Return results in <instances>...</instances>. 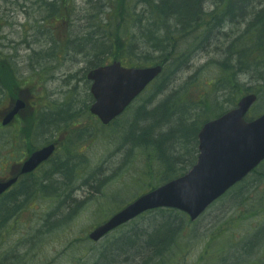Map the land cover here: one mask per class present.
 Returning a JSON list of instances; mask_svg holds the SVG:
<instances>
[{"label": "rangeland", "instance_id": "1", "mask_svg": "<svg viewBox=\"0 0 264 264\" xmlns=\"http://www.w3.org/2000/svg\"><path fill=\"white\" fill-rule=\"evenodd\" d=\"M150 1L0 0V53L8 60L7 70L15 73L0 94V178L11 175L24 157L26 148L16 134L21 127L24 133L33 132L29 119L39 117L43 122L34 131L36 146L61 133L72 138L71 145L66 141L65 147L71 148L67 154L57 152L31 177L28 195L14 199L16 186L3 198L22 205L10 220L5 219L0 200L1 264H141L152 254L149 249L144 254L141 244L145 248L150 234L169 220L182 232L166 256L168 264H264V163L245 179L239 197L232 188L195 221L176 209L154 210L99 241L88 239L97 225L162 184L167 167L175 168L170 179L186 174L198 158L202 124L235 107L249 87L260 86L261 91L247 118L264 112V78L253 79L264 74L261 62L253 63L248 73L237 70L239 85H214L230 43L254 38L253 31L247 32L257 15L252 13H261L259 22H264V0H250L239 18L222 22L225 27L214 32L205 48L179 69L169 66L104 128L90 112L94 99L87 73L115 59L127 66L157 63L153 53L125 47L134 42L135 14L150 8ZM214 1L204 0V9L213 11ZM54 80L58 86L50 90ZM19 94L28 96V106L3 126L9 106L1 100L4 95L15 98L14 107ZM204 94L209 97L206 104ZM165 102L171 105L173 118L166 113ZM236 200L246 202L237 205ZM130 239L137 245L130 246Z\"/></svg>", "mask_w": 264, "mask_h": 264}, {"label": "water", "instance_id": "2", "mask_svg": "<svg viewBox=\"0 0 264 264\" xmlns=\"http://www.w3.org/2000/svg\"><path fill=\"white\" fill-rule=\"evenodd\" d=\"M163 65L125 67L120 61L99 66L88 73L95 102L91 112L108 124L137 98L162 72ZM255 93L243 96L237 106L206 122L199 131L198 160L191 170L139 196L89 234L98 241L113 229L138 215L159 207H172L196 220L218 198L242 181L264 160V113L248 121L246 115L257 100ZM24 107L18 102L3 124L10 123ZM54 144L32 152L21 173H29L47 160ZM18 177L0 181V195Z\"/></svg>", "mask_w": 264, "mask_h": 264}, {"label": "trees", "instance_id": "3", "mask_svg": "<svg viewBox=\"0 0 264 264\" xmlns=\"http://www.w3.org/2000/svg\"><path fill=\"white\" fill-rule=\"evenodd\" d=\"M250 0H217L213 3L216 8L211 11H205L203 4L204 0H151L149 7L141 15H136V23L134 27L136 31L132 34L134 42L126 45L128 51L137 52L139 48H143L147 53L154 54L156 64L165 65L163 72L160 76H163L169 66H174V69H179L182 65L190 61L196 52L206 47L207 41L212 37L214 32L221 29L224 26L222 22L233 21L235 18H239L241 13L250 5ZM224 7V8H222ZM257 14L251 25L248 27V31L254 32V38L247 39L246 42H241V38H237L230 43L227 48L228 56L225 61L223 60L220 65L221 73L218 80L214 81L215 88L219 86L239 85L236 79L237 70L244 73L251 71L253 63H262L264 65V22H259L262 18L261 13L253 12ZM174 17L172 21H164L165 18ZM206 20H210L211 23H205ZM173 22V23H172ZM125 31H127L125 29ZM183 33V38H179V34ZM187 34V38L185 37ZM211 35V36H210ZM120 46H124V41H121ZM232 61H235L232 64ZM264 78V74L261 76L256 75L253 77L255 80L261 81ZM166 80L163 79L162 89L165 86ZM248 92L260 93V86H252L247 89ZM214 93V92H213ZM202 103H207L209 97L205 94ZM167 109H171V105L163 103ZM160 105V106H162ZM160 109V107L158 108ZM156 109V110H158ZM154 109L153 112L156 111ZM153 112L151 115H154ZM194 123V122H193ZM29 132V131H27ZM186 139H191L182 134ZM192 139H195L192 138ZM258 169V168H257ZM257 169L254 172H258ZM175 168L167 167L166 176L162 178V181L170 179L174 174ZM172 174V175H171ZM245 181L235 186L233 194L239 197L240 193L244 190ZM38 183V182H37ZM28 184V183H27ZM31 185H24L21 188H17L12 192L14 199H17L21 195H28L25 189L31 187ZM15 201V202H14ZM246 200H236L237 205H243ZM2 204L5 206L6 220H10L12 216L16 215L21 209L22 205L18 200H3ZM158 211L172 212L173 209L160 208ZM154 210H152L153 212ZM150 213V212H147ZM170 216V214H169ZM132 223V221L130 222ZM171 220L161 222V226H157V230L150 234L148 244L144 248L141 244V248L144 249V254L151 250L152 254L147 257L144 256L143 263L141 264H168L166 256L172 253L176 248L180 240V233L182 229L179 226L172 224ZM137 234V233H135ZM167 237V238H166ZM134 241L130 239L129 245L133 246ZM137 245L136 242L134 246ZM141 255V254H138ZM105 256V255H104ZM104 256L102 258H104ZM106 260V258H105ZM156 261V262H154ZM104 261L94 262L93 264H105ZM1 264V263H0Z\"/></svg>", "mask_w": 264, "mask_h": 264}, {"label": "flooded vegetation", "instance_id": "4", "mask_svg": "<svg viewBox=\"0 0 264 264\" xmlns=\"http://www.w3.org/2000/svg\"><path fill=\"white\" fill-rule=\"evenodd\" d=\"M5 55L0 53V94H2L3 90H7L6 89V85H7V82H11L12 84V80H13V77L15 76V73H13L11 75V73L7 70V66L6 64H8V60L7 58L4 57ZM6 63V64H5ZM9 65V64H8ZM22 98L23 101H25V105H28V100H27V97L28 96H21L20 94L16 96V98ZM4 99V100H3ZM1 101L2 102H5V107L6 106H9L11 107L13 105V102L15 100V98H7L6 95H4V98H3ZM1 102V103H2ZM94 117L96 119L99 120V118L97 116L94 115ZM24 120H28L27 118H24ZM31 130L33 132H27V133H24L23 132V127H21V131L20 133H17L16 135L19 136L21 139V144L24 148H26L25 152H24V157L22 158V160L15 166L12 168V174L11 175H6L4 176L3 178H0V181H7V180H10L11 178L13 177H18V180L15 184L12 185L11 189L12 190L13 188H15L16 186L21 188L22 186L24 185H31L33 184V180L31 179V177L33 178L34 175L39 172L44 166H46L48 163L52 162L55 158V154L58 152V153H66L67 154V151H69L71 148H67V146L65 147L66 145V141H67V145H71L72 143V138L69 137L68 133H61L62 136L60 137H54L53 139L51 138H47L45 139L42 144H40L39 146H36L35 143H33V139L34 137L36 136V134H34V131L36 129H39L43 124L42 120L39 118V117H33L31 119ZM24 122H22L21 125H23ZM76 125H78L76 123ZM73 127V126H72ZM74 128V127H73ZM50 144H54L55 146V150H54V153L53 155L47 159L46 161L42 162L32 173H28V174H21L20 171H21V166L23 165V163L25 162V160H27L29 158V156L31 155V153L36 150V149H39V148H42V147H45L47 145H50ZM64 148V149H62ZM74 156L75 157H79V154L78 153H75L74 152ZM60 161H63V163H66V160H62L60 159ZM80 161H78V164H79ZM79 166H81L79 164ZM28 183V184H27ZM16 187V188H17ZM5 192L3 193L2 195H0V200H3V198H5L8 194V192Z\"/></svg>", "mask_w": 264, "mask_h": 264}, {"label": "bare ground", "instance_id": "5", "mask_svg": "<svg viewBox=\"0 0 264 264\" xmlns=\"http://www.w3.org/2000/svg\"><path fill=\"white\" fill-rule=\"evenodd\" d=\"M206 11V10H205ZM174 19V17H169V18H165V22L166 21H172ZM49 79L50 80H52V79H56V76H51V77H49ZM57 86H58V82L56 81V80H54L51 84H50V90H53L54 88H57ZM166 113H169L170 114V117L172 116V118L174 117L173 116V113L170 111V110H166ZM162 118H164L163 116H162ZM165 119H167V118H165ZM210 120V119H209ZM207 122H208V120H207ZM206 122H204L203 124H202V126L205 124ZM202 126L200 127V129L202 128ZM200 129H199V131H200ZM198 131V132H199Z\"/></svg>", "mask_w": 264, "mask_h": 264}]
</instances>
